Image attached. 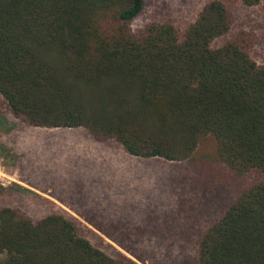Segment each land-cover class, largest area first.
<instances>
[{
	"label": "trees",
	"instance_id": "1",
	"mask_svg": "<svg viewBox=\"0 0 264 264\" xmlns=\"http://www.w3.org/2000/svg\"><path fill=\"white\" fill-rule=\"evenodd\" d=\"M145 1L0 0L2 103L31 127L82 128L143 160L190 163L211 136L231 189L210 200L216 211L204 221L182 202V242L161 236L156 218L147 224L160 236L150 237L146 227L99 222L101 211L92 219L72 208L75 217L54 205L31 219L2 207V264H264V63L220 0L184 29L134 31ZM204 190L207 205L215 195Z\"/></svg>",
	"mask_w": 264,
	"mask_h": 264
},
{
	"label": "rangeland",
	"instance_id": "2",
	"mask_svg": "<svg viewBox=\"0 0 264 264\" xmlns=\"http://www.w3.org/2000/svg\"><path fill=\"white\" fill-rule=\"evenodd\" d=\"M207 1L146 0L131 27L136 31L152 22H170L184 29ZM220 1L230 9L234 29L253 39L256 61L264 63V1L254 7L243 6L238 0ZM218 162L211 136L200 139L190 163L143 160L128 155L113 141L89 138L82 128L31 127L14 117L0 97V208L16 209L31 219L55 206L75 217L71 209H76L92 219L101 211L107 219L98 218L99 222L117 221L125 228L142 226L150 237L168 235L182 242L181 222L187 220L182 219V202L188 205L184 212L191 214L193 221H204L201 216L210 219L216 211L210 200L217 202L231 189L222 186L226 180L217 168L225 172L226 168ZM199 165L205 167L204 172L198 170ZM17 186L29 193L14 192ZM204 189L215 195H209L207 205L200 200ZM204 207L208 210L200 211ZM151 218L158 221L156 229L163 227L160 235L147 224ZM3 260L4 254H0V264Z\"/></svg>",
	"mask_w": 264,
	"mask_h": 264
},
{
	"label": "crops",
	"instance_id": "3",
	"mask_svg": "<svg viewBox=\"0 0 264 264\" xmlns=\"http://www.w3.org/2000/svg\"><path fill=\"white\" fill-rule=\"evenodd\" d=\"M87 134V133H86ZM88 135V134H87ZM89 138H91L89 135H88ZM92 139V138H91Z\"/></svg>",
	"mask_w": 264,
	"mask_h": 264
}]
</instances>
